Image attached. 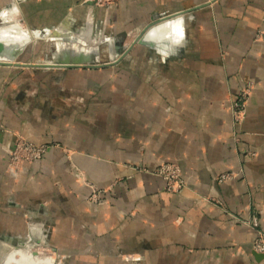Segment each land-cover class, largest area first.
<instances>
[{
	"label": "crops",
	"instance_id": "1",
	"mask_svg": "<svg viewBox=\"0 0 264 264\" xmlns=\"http://www.w3.org/2000/svg\"><path fill=\"white\" fill-rule=\"evenodd\" d=\"M12 8L38 38L0 56V252L29 240L59 264H264L251 249L264 234V0H0V17ZM64 49L84 67L9 65ZM19 136L48 149L12 174ZM166 162L179 194L151 173Z\"/></svg>",
	"mask_w": 264,
	"mask_h": 264
},
{
	"label": "rangeland",
	"instance_id": "2",
	"mask_svg": "<svg viewBox=\"0 0 264 264\" xmlns=\"http://www.w3.org/2000/svg\"><path fill=\"white\" fill-rule=\"evenodd\" d=\"M85 1L90 2L89 0H85ZM117 1L118 0H112L110 2H106L105 0H98V2H97V0H93L90 3H92L94 6H97V7H106L107 8V7L113 6ZM0 22L3 24L0 26V28H1L5 25V23H3L4 21L2 22L1 19H0ZM33 35H37V34H33ZM260 35H261V32H258L256 34V38H259ZM46 37L48 38V36H46ZM35 40L32 42H35ZM32 42L28 43V46H31ZM15 45H16V42L14 43V45L12 47H10V49L14 48ZM3 46H4V44H3ZM5 49L7 50V48H5V46H4V51H6ZM79 49L80 48L76 49V51ZM98 49L101 50V49H103V47H101V45H99ZM11 52L14 54L15 59H16L18 54H20L19 53L20 49H18V50L13 49ZM79 52H82V53L85 52L86 53V51L83 49H80ZM46 53H51V48L46 49ZM61 55H64V53L62 51H61ZM83 57L88 58L86 56H83ZM0 63H5V62H0ZM251 89H252V85L250 83L245 84L240 89L239 92L242 94V97L240 98L241 103L239 104L238 109L245 110ZM239 92H238V94H239ZM243 94H245V96H243ZM240 105H242V106H240ZM239 123H235V124H239ZM22 140H23V142L28 143L29 147H31V146L44 147L43 148L44 149L43 154H41L39 156H35V152H33V151H27L26 152L23 150H18L16 155H12V153L14 152L15 144H17V142L19 143ZM47 149H48V146L45 144H34V143L26 140L25 138H22L20 136L17 137L14 141L10 156H9L8 160L6 161L7 171L9 173H12V174H18L23 166L30 165V164H33L37 161L42 160ZM151 173L154 176L158 177L162 181L163 190L165 193H167L169 195L179 194L186 188V184H185V181H184L183 175H182V170L178 164L167 163V162L162 163ZM232 177H233L232 174H221L218 177V182H222L223 180H227V179H230ZM78 179L81 180L82 184H85L82 176L79 175ZM99 193H100L99 190L93 189V193L90 196V200L92 202H96L98 200ZM253 226L255 227L256 224ZM258 232H261V231H256V235L258 234ZM255 238L253 239V241L255 240ZM11 245H12V250H11V252H9V254L6 255V253H8V251H1L0 252V264H59V260L56 257L55 252H53L52 248L50 246H47L45 242L29 241V240H14V241H12Z\"/></svg>",
	"mask_w": 264,
	"mask_h": 264
},
{
	"label": "bare ground",
	"instance_id": "3",
	"mask_svg": "<svg viewBox=\"0 0 264 264\" xmlns=\"http://www.w3.org/2000/svg\"><path fill=\"white\" fill-rule=\"evenodd\" d=\"M15 13H16V8H12L9 10L8 13H6L0 17L2 22L4 21L3 23H5V25L0 28V42L5 44L4 45L5 48L8 47L6 44L8 42H12V41L14 43L16 42L15 47L22 48L26 44H28V43L34 41L36 38H38V35H33V34L27 32L26 30L22 29V27H20V25L15 21ZM86 28H87V26H86ZM48 37H50V36H48ZM60 38L66 40L65 37L62 38V36H60ZM81 44L84 45V42H82ZM64 51H65V49L62 51L65 54V55H63L64 59H62V60L61 59H58V60L54 59L52 61V63H49V64H51V65H59V64L65 65V64L77 63L78 54H77V56H74L75 58L74 57L71 58V57H69L71 54H68L66 51L65 52ZM77 53H79V51H77ZM81 60H82V62L84 60L87 61L88 58H85L82 56ZM44 65H47V64H44Z\"/></svg>",
	"mask_w": 264,
	"mask_h": 264
},
{
	"label": "built area",
	"instance_id": "4",
	"mask_svg": "<svg viewBox=\"0 0 264 264\" xmlns=\"http://www.w3.org/2000/svg\"><path fill=\"white\" fill-rule=\"evenodd\" d=\"M92 2L93 0H89ZM106 2H110L112 0H105ZM98 2V0H97ZM245 96V94H243ZM242 94L239 92V94L231 101V116H232V122L239 123L244 119L245 116V110H240L239 104L241 103V98ZM242 106V105H240ZM14 152L12 155H16L18 150H23V151H33L35 152V156H39L43 154L44 152V147L41 146H31L29 147V144L26 142L20 141L19 143L15 144L14 146ZM251 249L254 253L264 256V234L262 232H258L256 235L255 240L252 242Z\"/></svg>",
	"mask_w": 264,
	"mask_h": 264
},
{
	"label": "water",
	"instance_id": "5",
	"mask_svg": "<svg viewBox=\"0 0 264 264\" xmlns=\"http://www.w3.org/2000/svg\"><path fill=\"white\" fill-rule=\"evenodd\" d=\"M137 42V41H136ZM4 52V46L3 43H0V56L3 54ZM82 57H78L77 59V63L75 64H59V65H51V64H47V65H25V64H9V65H14V66H25V67H43V68H78V67H84L83 62H82ZM1 64V63H0ZM108 65H112V64H105V65H94L92 67H105Z\"/></svg>",
	"mask_w": 264,
	"mask_h": 264
}]
</instances>
